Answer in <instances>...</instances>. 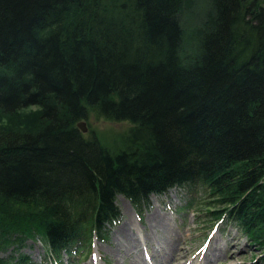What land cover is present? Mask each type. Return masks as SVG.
<instances>
[{
  "label": "trees",
  "instance_id": "16d2710c",
  "mask_svg": "<svg viewBox=\"0 0 264 264\" xmlns=\"http://www.w3.org/2000/svg\"><path fill=\"white\" fill-rule=\"evenodd\" d=\"M189 1L0 0V112L40 108L33 130L0 125V264H34L37 240L59 264L120 195L142 213L171 188L264 250V1L210 0L184 54ZM92 115L132 124L116 150L78 128Z\"/></svg>",
  "mask_w": 264,
  "mask_h": 264
},
{
  "label": "rangeland",
  "instance_id": "374dc122",
  "mask_svg": "<svg viewBox=\"0 0 264 264\" xmlns=\"http://www.w3.org/2000/svg\"><path fill=\"white\" fill-rule=\"evenodd\" d=\"M211 12L210 0H190L186 7L182 9L180 21L185 31L182 46L184 54H192L193 49H195L196 35L202 29ZM39 112L40 108L32 106L16 113L14 119L0 112V125L13 128L16 131L33 130L39 124ZM85 121L88 128L87 133H85L86 136L90 137L91 130H96L102 144L111 150L117 149L122 137L128 134L132 125L127 121L116 122L96 119L93 115L88 121ZM153 197H151L149 206L145 208L143 218L140 219L135 211V213L131 211L132 209H126V213L124 212L126 199L119 196L117 203L121 209V217L120 220L109 227L106 237L104 239L95 237L90 249L89 245L83 243L80 245L82 251L72 255L64 253L59 263L96 264V257H99L98 264H130L132 257L123 256L122 250L119 249L123 243L119 241L117 231L121 230L131 219L138 224H147L146 228L152 230L149 217L156 209H159L166 219L172 221L174 234H182V250L189 249L192 259L194 257L201 258L202 254L205 255V249L211 240L209 249H219L224 254L223 256L214 257L211 264H264V250L258 245L252 244L247 236L239 230L236 223L217 219L216 216L210 213L220 207L209 204L212 198L202 189H199L191 197L186 195L184 190H175L172 196L169 195L167 198L160 196L161 199L158 198L159 202H157V198ZM190 201L195 202V204L190 206ZM130 226L128 225L127 228ZM152 238L156 239V236L153 235ZM155 248L154 244L153 249L150 248L148 252L154 253L157 256L155 260H157L159 259V253ZM23 252L33 260L34 264H50L52 261L46 255L47 251L44 244L38 240L28 242ZM138 252H142V250ZM138 252L133 253L139 254ZM10 254V252L3 253V256ZM232 254L235 257H231ZM193 260L197 261V259Z\"/></svg>",
  "mask_w": 264,
  "mask_h": 264
},
{
  "label": "bare ground",
  "instance_id": "6f19581e",
  "mask_svg": "<svg viewBox=\"0 0 264 264\" xmlns=\"http://www.w3.org/2000/svg\"><path fill=\"white\" fill-rule=\"evenodd\" d=\"M195 42L196 39L194 43ZM175 190H178V188H171L167 194L162 196V198H167L169 195L172 196L173 191ZM122 196L123 195H121V197ZM153 196V198H157V202H159L158 198L160 195ZM129 202L126 199V204L124 206L125 213L126 209H132L131 211L133 212L135 211V207ZM149 219L152 230L146 228L147 224H138L134 222L133 219H131L130 222L128 221V223L121 228V230L117 231V237L119 238V241L123 243L120 245L119 249L120 251L122 250L121 253L123 256L127 255V257H132L130 264H211V261L214 257L224 255L221 250L219 251V249H209L211 242L210 240L207 248L205 249V255L202 254L200 256L201 258L194 257L193 259H197V261H194L190 257L189 249L182 250V234H174L175 232L172 221L166 219L165 216L161 214L159 209H156V211L150 215ZM116 221L114 220L113 223H107L106 225L111 226L112 224L116 223ZM128 225L131 226L127 228ZM153 235L156 236V239L152 238ZM154 244L156 246L155 250L159 253V259L157 260H155V257L157 256L154 253L148 252L150 248L153 249ZM140 250H142V252H138ZM136 251L139 254L133 253ZM231 257H235V255L232 254ZM99 261L100 259H97L96 264H98Z\"/></svg>",
  "mask_w": 264,
  "mask_h": 264
},
{
  "label": "water",
  "instance_id": "95a60500",
  "mask_svg": "<svg viewBox=\"0 0 264 264\" xmlns=\"http://www.w3.org/2000/svg\"><path fill=\"white\" fill-rule=\"evenodd\" d=\"M78 128H80L83 133H86L88 131L87 125L85 121H81L78 123Z\"/></svg>",
  "mask_w": 264,
  "mask_h": 264
}]
</instances>
